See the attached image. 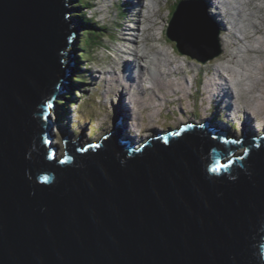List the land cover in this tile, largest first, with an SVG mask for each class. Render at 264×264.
Listing matches in <instances>:
<instances>
[{"label": "water", "instance_id": "obj_1", "mask_svg": "<svg viewBox=\"0 0 264 264\" xmlns=\"http://www.w3.org/2000/svg\"><path fill=\"white\" fill-rule=\"evenodd\" d=\"M196 4L164 37L179 51L199 37L182 54L207 61L219 37ZM69 6L0 0V264H264V140L227 148L195 123L135 143L115 116L100 139L65 134L58 157L49 109L72 74Z\"/></svg>", "mask_w": 264, "mask_h": 264}, {"label": "rangeland", "instance_id": "obj_2", "mask_svg": "<svg viewBox=\"0 0 264 264\" xmlns=\"http://www.w3.org/2000/svg\"><path fill=\"white\" fill-rule=\"evenodd\" d=\"M176 1L177 0H170L169 2H166V3L164 2L161 5L162 13L164 14L162 17L166 21H165V23H162V20H159V23H162L160 25H164V28H163L164 33H165V29H166L165 25L167 23V27H168L170 19L172 17V15L170 16L171 13L169 10V6H167L166 4H174V3H176ZM151 2H152V4H157L153 0ZM109 3H110L109 0H95V2H93V0H92L91 9H88L87 11L84 10V12H89V10H90V12H93V14L96 15L95 21L97 23H99V21L103 23L106 15L109 12H111V15L109 17H111L113 14V6L111 8L108 7ZM70 4L74 8L76 16H78L82 12V10L79 11V10L75 9L74 5H76L77 2L71 0ZM137 6L140 7V4L138 3ZM109 8H110V10H109ZM120 9L122 11V6H120ZM136 11H137V8H135L132 4V8H128L129 15L126 16L127 21H125L124 23H119L117 25V27L121 29V34L119 36V40L121 41V39H122L123 41L128 42V44L131 45L130 48L128 46H126L125 44L115 43L114 42V36L109 39L108 34L105 31L98 29V27L95 28V29H98L99 33L103 34V39H102L103 45H100V47L98 49H96V51L93 50L92 58H90L89 61L84 62V63H82V65L80 67H77V69H78V68H84L85 66H87L85 73H86V76L89 78L87 81L88 84L84 85L81 89L82 91H80L79 93L77 92L75 94L74 92H72L69 95H67L70 97H72V95H73L75 97V99L73 101V103H75V105H74L75 107L72 105H68V109L66 108V110H65V111L69 112L67 123L65 121V122H63V124H61V122L58 120V118H59L58 114H59L60 110H62L66 106V104L68 103V98H64V99H62V101H60V103H59L60 105L58 104L59 105L58 111H56L57 116L53 115L54 118L58 117L56 120V124H55L53 132H54V135H56V139H55L54 143L61 148L58 150V157L59 158H61V156L63 155L65 134H67V136L72 135L70 137L73 138L72 139L73 141L78 140L82 135H84V136H82V140L84 143H87L86 137L88 136V127L90 126L92 129L94 126L97 129V134L95 136V139H93V140L100 139L103 135H105L107 132L110 131V128L113 127L114 117L117 115L120 116V118L123 121H125L126 125H128V124L130 125V123H131L130 132H129V130H126L125 133L126 134L129 133L130 135L137 137L136 140L138 139V137H140V138L143 137L144 138L143 140H145L146 138L152 137V134H154L155 130H168V128H176L177 123L179 121H183V122H186L187 120L196 121L195 120L196 117L200 116L201 113H199V110H198L197 111L198 116H196V114H194V112H193L194 110L192 109L194 103L191 102V104H190V102H187V99L185 100L184 98L181 101L179 100V98L182 97L181 93L187 92L189 87H190V86L188 87V85H190V83H192V81H194V80H195V84H194V89L192 86V91H195L197 93L198 85L196 83V77L193 75L189 77V75H187V73L195 74L196 71H198V73H203V74H206L208 76L211 74L212 77H213V73L215 74L216 77L218 76L217 80H214V81H213V78H210L211 81L205 80V83H208V85H211L213 83L211 86V88H213V90H214L213 93L217 89V86H215V84L223 83L224 86L226 85L225 87L227 88L228 92L231 93V95L233 96L234 99L237 96L238 99L243 101V103L258 105L259 108H261L263 111V112H261L262 120H259V122H261V121L264 122V93H263L264 92V86L263 87L259 86V88L257 87L260 92L257 89H254L255 91H253L252 93L245 92V90H247L248 88H245V89L241 88L243 85L248 86L251 84V82H253L252 78H247V76H243L244 75L243 69L244 70H250L249 64L253 63V62L256 64V66L258 68L259 67L261 68L262 66H264V56L261 55V57H263V60H261L262 59L261 57H258V59H257L255 56L253 58L254 53H251L249 51L247 44H246V43H249L248 38H244V36L239 35L236 39L239 42L241 41L243 43V44H241L240 48L241 49L245 48L247 54L245 56L241 57L239 55L240 49L238 51H234L233 57L230 58V60H228V63H227L230 65V67L226 68L225 67L226 64H224L222 67L224 70L220 69V72L218 74L217 73V66H220L223 63L224 58H227V54L229 56V54L231 53V52H229V50H232L227 45V49L228 48L229 49L225 51L224 48H225L227 43L225 41L221 40V37H222L221 34H220V36H221L220 37V44L222 46L223 51L221 48H220V51L223 52L224 54H222L221 57H218V59L216 58L217 59V60L215 59L216 61L212 60V61H209L206 63H202V60H198V59L193 58L189 55H182L178 52H177V54H175L176 52H174L173 49H171L167 45V42L165 40H163L162 44H159V46H161V48H165L166 50H168L172 59H174L176 61L178 60L181 62V63L178 62L179 64L175 63V64H178V66H176L175 68H179L180 70L177 71V73H175V75H177V76L165 75L166 78L164 77V79H163L162 78L164 76V74H163V76L159 79L160 81L162 79L164 82V86H165L164 90H166V94H167L166 96H157L158 99L155 101L154 94H156V93L158 94L157 91H154V93L152 92L153 94L152 93H149V94L146 93L147 96H146V99L143 98V102L146 104H149L148 108H147L146 104L144 105L145 107L144 106L143 107L140 106L139 108L136 107L137 100H135V99H137V96H136L137 90L134 89V91L136 93L133 94L135 97L134 102H133V106L138 108L137 112L140 111L141 116H139V113L138 114L136 113V115H134V119L131 116V114L128 115V117H125V113L120 109V107L117 104V98H118L117 93L118 92L112 91V93L107 94V89L111 88L113 83L118 81L116 79V77H113V75L115 73H114V71H113V73H111V75H106V73L115 69L116 71H118V73L121 70V75H122L124 72L122 69L125 70V68H124V66L126 65L125 63L128 62V59H130V56L126 53H122V50L127 51L129 53L132 52V50H131V48L133 47L132 39H133V35H134L132 33V31H129L132 27V24H128L127 22L132 19V16L136 13ZM90 12L88 13V17L91 15ZM97 12H100L101 15H97ZM209 14L212 16V18L216 22V25L218 26L217 21L222 20V18L217 17V16L215 17V15L211 14L210 11H209ZM209 14L207 12V16H206L207 19L209 17ZM78 20L83 22L81 16L79 15L77 20H76L77 27H76V24L74 23L73 24L74 27L72 26V28L74 29V31H75V28H76V30H78L77 35H79V36H77V37L80 38V37H82L81 34H83L85 32H89V29H87L88 26L81 24V22ZM220 30H221V28H220ZM215 31H217V30L215 29ZM221 31L224 32V36L228 35V33H226L224 30H221ZM158 33L161 35L160 31ZM235 33H237V31ZM77 37H73L76 45L79 43V38H77ZM147 39H149V38L147 37ZM163 39H164V35H163ZM231 41L235 42V39H231ZM149 45H150V47H149ZM236 48H238V47H236ZM159 50H160V48L152 47V39H151L149 41V44L147 45L146 52H150L151 55H153L155 52H158ZM67 53H68V51H67ZM81 53L86 57L89 56V54L83 53V51H81ZM167 60H169V59H167ZM238 62H240V63L238 64ZM130 63H131V61H130ZM140 63L143 64L144 62L140 61ZM135 65L136 64H134L132 66V70H133V68H137V69L142 68V66H140V65L139 66H135ZM173 65H174V63L172 64V69H174ZM243 65H245V66H243ZM204 68L206 70H204ZM258 68H257V71L255 72V75L262 77L263 72H261ZM199 69H202V71H200ZM226 69H231L230 75L228 74V71ZM174 72H175V70H174ZM184 72H185V75L181 76L180 74H182ZM203 74H200V75L205 77V75H203ZM258 74H260V75H258ZM97 78H98V80H97ZM154 79L155 78H153L152 81H154ZM175 79L176 80H183V81L188 80V81L181 84L179 82H174ZM138 80H139V84H140V85L138 84L139 85L138 88L140 89L142 87L144 89V87H145L144 85L147 84V80L142 82V76L139 74H138ZM262 83L264 85V81ZM198 84H201V82H198ZM107 86H108V88H107ZM151 86L146 87L145 90L150 92ZM172 87H174V88H172ZM114 89H119V86H115V88H113L112 90H114ZM65 91H68V93H69L70 92V86H67V88H65ZM77 91H79V90H77ZM158 91H159V87H158ZM160 92H163V91H160ZM199 92H200V96L203 95L202 99H204V100L206 99V101H208V103L211 104L210 100H211V95L213 93H211V95H208V92L205 91L206 95H207V96H205V94H203V92L201 90ZM233 92H235V93L233 94ZM124 94H125V92H124ZM167 96H170V97H167ZM191 96H195V95H193V94L188 95V97H191ZM97 97H99L100 105H99ZM173 97H174V99H173ZM183 97H184V95H183ZM168 98H172L175 101V102H173V106H171V107L167 106V105H163L162 103L159 102V101L162 102ZM218 99H220V98H218ZM139 100L142 101V98L140 96H139ZM169 101H170V99L166 100V102H169ZM203 103L206 105V103L204 101H203ZM189 104L191 105V107L189 106ZM151 105L154 106V108L156 109L155 113H154V111H151V110H154L151 108ZM215 105H218V104L215 103ZM201 107L204 110L209 108V107H205V106H201ZM73 108H74V110L71 112L70 109H73ZM87 108H88V112H86ZM190 108L192 109V111ZM213 108L215 110H213V109L212 110L215 111V113L212 110H210L209 111L210 115H213V114L215 115L221 110V106H219V107L214 106ZM112 109H114V111H112ZM204 110H202V113L204 112ZM73 112L75 115H77V117L74 116L75 120H72V118H71V116L74 115ZM127 112L129 114V110H127ZM131 113H133V109H132ZM60 114H61V112H60ZM142 114H143V116H142ZM234 118H236V117H234ZM244 118L245 119L243 121V124H245V129L248 128L246 130V132H249L251 137L255 138L258 136H262V134L264 135V133H261L255 127L251 126V120H249V119H254V113H253L252 118H249V116H246V115H244ZM214 119H218V118H214ZM228 119L230 121L232 120L231 117ZM246 119L248 120L247 124L245 122ZM139 121H140V126L137 127ZM217 121H220V120L218 119ZM197 122H199V121H197ZM133 124L135 127H133ZM65 126H67V128ZM229 126L231 127L230 130L232 131L233 134H237L238 136L240 135V131L237 130L238 127L236 125H233V123H229ZM254 126H255V124H254ZM136 127H137V129H135ZM141 130H142V132H140ZM81 132H83L84 134H81ZM131 133H134V134H131ZM93 138H94V135H93ZM136 142H138V141H136ZM242 152H243V149H239L237 154H240Z\"/></svg>", "mask_w": 264, "mask_h": 264}, {"label": "bare ground", "instance_id": "obj_3", "mask_svg": "<svg viewBox=\"0 0 264 264\" xmlns=\"http://www.w3.org/2000/svg\"><path fill=\"white\" fill-rule=\"evenodd\" d=\"M151 1L152 0H140V1L139 0H129V1L125 0L123 5H121L122 6V12H124L125 18L127 15H129L128 8H132V4L135 8H137V11L132 16V19L127 22L128 24H132V27L129 31H132V33L134 34L133 39H132V41H133V43H132L133 47L131 48L132 52L129 53L127 51L122 50V53H126L130 56V59H128V62L125 63L126 64L124 66L125 70L122 69L124 71L122 76L119 75L118 71H116L115 69L106 73V75H111V73H113V71H114L115 74L113 75V77H116V79L118 80V81L113 83L111 88H108V86H107V88H108L107 94L112 93V91H117L118 92L117 93V97H118L117 98V104H118V106L125 113V117H128V115L131 114L133 119H134V115H136V113L137 114L139 113V116H141L140 111L137 112V110L140 106L143 107L146 104L143 102V98L146 99V96L148 94V93L146 94L145 87H144V89L142 87L140 89L138 88V86L140 85L139 80H138V74L142 76V82L147 80V84H149V83L151 84V82L154 83L153 85L151 84L152 86L150 85L151 89L149 88L150 91H152L155 89V85L157 84L156 82H158L157 76L159 77V79L163 76V74H164V76L162 77L163 79H164L165 75L177 76V75H175V73H177V71L180 70L179 68H175L176 66H178V64H179L178 62H180V61H178V60L176 61V60L172 59L169 51L166 50L165 48H161V46H159V44H162L163 40H165V37L163 39L164 25H160V24L165 23V21H166L162 17L164 14L162 13L161 5L164 2H169V1L168 0H153L157 4H152ZM205 1H206V3H205ZM93 2H95V0H93ZM109 2L110 3L108 5V7L111 6L112 0H109ZM138 3L140 4V7L137 6ZM208 4H209V7L215 8V10L213 11V14L215 15V17L217 16V17L222 18V20L217 21L218 26H219V28H221V30H224L226 33H228L227 36H224V35L223 36L225 38V41H227L226 47L228 45V47L232 49V50H229V52H231V53L229 54V56L227 54V58H224L223 63L220 66H217V73L218 74L220 72V69H223L222 67L224 64L227 65V66L225 65L226 68L230 67V65L227 63H228V60H230V58L233 57L234 51H238L240 49L239 55L241 57L245 56L247 54L245 48H242V49L240 48L241 44H243V43L241 41L239 42L236 39L239 35L244 36V38H248L249 43H246V44H247L249 51L251 53H254L253 58L256 56V58L258 59V57H261V55L264 56V0H228V1H226V0H217V1L216 0H198L197 4H196V10L200 16L206 18V16H207L206 6H208ZM123 6H124V9H123ZM125 8H126V10H125ZM97 15H101L100 12H97ZM231 15L233 16V18H232V22H234L233 24L229 23L227 20V18ZM159 20H162V23H159ZM235 30L237 31V33H235L236 32ZM77 31L78 30H76V31L72 30L73 37L79 36V35H77ZM159 31H160L161 35L158 33ZM216 34L219 37L218 31H216ZM147 37L150 40L152 39V47L160 48V50L158 52H155L153 55H151L150 52H146L147 45L149 44V41H150L149 39H147ZM77 38H79V37H77ZM231 39H235V42H232ZM121 41L124 42L125 44H128V42H125L122 39H121ZM166 42H167V45L171 49H173L174 52H176L173 44L168 42V41H166ZM199 42H200V38L197 36H193L192 38H190L187 41V43L184 45V47L181 49L180 52L181 53L185 52V48H187V49L192 48L195 46V44H197ZM74 44H75V41H74ZM149 47H150V45H149ZM226 47H225V51L227 49ZM236 47H238V48H236ZM177 50H178V48H177ZM204 54L205 53H203V55ZM201 55L202 54H200V57L202 58L203 56H201ZM209 55H210V53H206V56H209ZM261 58H262L261 60H263V57H261ZM167 59H169V60H167ZM140 60L146 62L145 64H147V65H144L145 69L141 68V69H139L140 71L137 69L138 72L133 73L132 72V66L136 63L138 64V61H140ZM130 61H131V63H130ZM173 63H174V65H173L174 69H172ZM175 63H178V64H175ZM239 63L240 62H238V64ZM150 65L153 66V69L154 68L156 69V73L151 71ZM140 66H143V65L141 64ZM243 66H245V65H243ZM249 67H250V70H244L243 69V72H244L243 76H247V78H252L253 82H251V84L248 86L243 85L241 88L242 89L248 88L247 90H245V92L252 93L253 91H255L254 89L258 90L259 86L260 87L264 86L262 83L264 81V66H262L263 68L262 67L258 68L256 66V64L253 62V63L249 64ZM257 68L261 72H263L262 77L255 75ZM174 70H175V72H174ZM226 70L228 71V74L230 75L231 69H226ZM180 75L184 76L185 72L180 74ZM258 75H260V74H258ZM152 77L155 78L154 81H152V79H153ZM217 77L213 73V81L217 80ZM97 80H98V78H97ZM161 81L159 80V82H160L159 91H157V92L159 93L160 91H163V92H160V93H162L160 95L166 96L167 94H166V90H164L165 89L164 82L162 79H161ZM186 81H188V80H185V82ZM194 84H195V80L192 81V83H190V85H188V87L189 86L190 87H189L187 92L181 93L182 97L179 98L180 101L184 97H186V99L188 98V95H189L188 93L192 92V86L194 89ZM212 84L209 85L210 88H211ZM115 86H119V89L112 90L113 88H115ZM215 86H217V89L215 90L214 93H213V91H214L213 88H211L212 93H213L211 95V96H213V98L211 97V100H210L211 101V107L213 108L214 107L213 105H215V103H217L218 105L216 107L221 106V110H223V108H224V110L228 111L230 109V107L232 106L233 111H236L233 106H235L236 109H238V107L236 105H234V102L232 103V101L237 100V99L236 98L234 99L233 96L231 95V93L228 92L227 88L225 87L226 85L224 86L223 83H217V84H215ZM172 88H174V87H172ZM134 89L137 90V94H138V95L136 94L137 99H135V97L133 95L136 93L134 91ZM124 92H125V94H124ZM209 92L210 91H208V95L211 94ZM153 93H154V91H153ZM156 94H154L155 101L158 99ZM192 94L195 95L196 92L193 91ZM205 94H206V92H205ZM183 95H184V97H183ZM139 96L142 98V101L139 100ZM167 97H170V96H167ZM218 98H220V99H218ZM134 99L137 100L136 107H138V108L133 106ZM168 99H170V101L166 102V100H168ZM168 99H166L162 102L161 101H159V102L162 103L163 105H167L170 107L173 106V102H175L173 100L174 97H173V99L172 98H168ZM59 103H60V101L58 102V104ZM146 105L148 108L149 104H146ZM222 105H224V106H222ZM225 105H227V107ZM194 106L196 108H199L196 104H194ZM228 107H229V109H228ZM132 109H133V113H131ZM127 110H129V114H128ZM224 110H223V112H224ZM252 110H253V108H252ZM191 111H192V109H191ZM54 112H55V115L57 116L56 110H54ZM193 112H194V114H196L198 116L197 111H193ZM239 112H242V113L245 112L244 114L249 113V115H248L249 118L253 117L252 112L250 111L249 107L245 110V106H241V111L238 110L235 114L239 115ZM224 113H225L227 119L231 117L230 111H229V115H227L226 112H224ZM241 115H240V117H242ZM254 116H255V114H254ZM73 117H74V115H73ZM217 120L218 119H214V123L217 126H220L221 121H217ZM62 121H63V119H62ZM63 122H65V121H63ZM122 122H123V125H126L125 121L122 120ZM245 122L247 124L248 120L246 119ZM259 123L264 124V122H262V121ZM130 125H131V123H130ZM133 127H135L134 124H133ZM168 131L170 133L171 128H168ZM131 134H133V133H131ZM152 136H154V134H152ZM234 157H235V155H234Z\"/></svg>", "mask_w": 264, "mask_h": 264}, {"label": "trees", "instance_id": "obj_4", "mask_svg": "<svg viewBox=\"0 0 264 264\" xmlns=\"http://www.w3.org/2000/svg\"><path fill=\"white\" fill-rule=\"evenodd\" d=\"M72 1L77 2V4L75 5V9H77L79 11L82 10V12L79 15L81 16L83 22H81L80 20H78V21H80L81 24L88 26L87 29H89V32H85V33L81 34L82 37L79 38V43L77 44L75 50L80 55L77 56L76 59H77V61H80V62L81 61H89V59L92 58L93 50L96 51V49H98L100 47V45H103V43H102L103 34L99 33L98 29L105 31L108 34L109 39L114 36V33H110L111 30L108 27L109 22L104 23V25L102 26L101 25L102 22L99 21V23H97L95 21L96 15H94L92 18H89L88 17L89 12H84V10L87 11L88 9H91L92 0H72ZM78 16H76V14H75L74 17L76 18V20H77ZM96 27H98V29H95ZM81 51H83V53L89 54V56L86 57V56L82 55ZM86 82H87V77L85 74L83 75V73L80 74V76L78 78L72 80V84L73 85L79 84V88H80L81 84L86 83ZM68 98L70 100H73L74 96L72 95V97L69 96ZM71 104L72 103L68 102L66 104V106L62 110H60L61 114L59 112V114H58L59 118L58 117L57 118L61 123H63V121L66 120L67 111H65V110H66V108L68 109V105H71ZM70 111H72V109H70ZM86 112H88V108L86 109ZM62 119H63V121H62Z\"/></svg>", "mask_w": 264, "mask_h": 264}, {"label": "clouds", "instance_id": "obj_5", "mask_svg": "<svg viewBox=\"0 0 264 264\" xmlns=\"http://www.w3.org/2000/svg\"><path fill=\"white\" fill-rule=\"evenodd\" d=\"M69 3V2H68ZM73 8V7H72ZM73 10H74V8H73ZM74 15H75V13H74ZM170 19V18H169ZM75 21H76V19H75ZM76 24H77V22H76ZM221 31V30H220ZM222 32V31H221ZM76 44H74L73 45V47H71L70 49H69V52H71L72 54H73V60H72V74H71V76H70V78H71V83H72V80H74L73 79V77L74 76H76V75H80V74H82L83 72L81 71V70H83L84 71V69L86 70V68L84 67V68H80L81 70L79 71V70H77L76 69V67H80L81 65H82V63H84V62H87V61H77V59H76V57L77 56H79L80 54L75 50V48H76ZM68 52V53H69ZM219 52V50L217 49V50H215L214 51V53L213 54H215V53H218ZM83 55V54H82ZM196 58H198V57H196ZM75 59H76V61H77V65L75 64ZM82 60V59H81ZM73 68H74V70H73ZM85 73V72H84ZM83 73V74H84ZM185 80V79H184ZM212 97V96H211ZM213 98V97H212ZM67 114H69V112H67ZM68 116V115H67ZM138 124H140V121H139V123ZM124 134V133H123ZM128 135V134H127ZM128 136H130V135H128ZM131 137V136H130ZM253 139H257V137H255V138H253Z\"/></svg>", "mask_w": 264, "mask_h": 264}, {"label": "snow or ice", "instance_id": "obj_6", "mask_svg": "<svg viewBox=\"0 0 264 264\" xmlns=\"http://www.w3.org/2000/svg\"><path fill=\"white\" fill-rule=\"evenodd\" d=\"M233 142H238V141H233ZM224 167H227V165H224ZM210 170L213 171V172L219 171V169L216 168V167H212Z\"/></svg>", "mask_w": 264, "mask_h": 264}]
</instances>
